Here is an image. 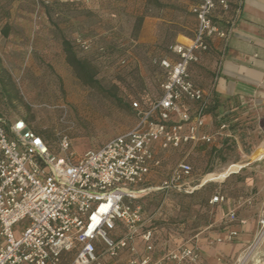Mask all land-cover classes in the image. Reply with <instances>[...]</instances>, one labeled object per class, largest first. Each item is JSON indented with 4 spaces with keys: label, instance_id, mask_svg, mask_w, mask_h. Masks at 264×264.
Returning <instances> with one entry per match:
<instances>
[{
    "label": "built area",
    "instance_id": "built-area-1",
    "mask_svg": "<svg viewBox=\"0 0 264 264\" xmlns=\"http://www.w3.org/2000/svg\"><path fill=\"white\" fill-rule=\"evenodd\" d=\"M219 7L228 10V1L199 0L193 6L197 22L193 40L171 46L172 57L158 61L166 73L162 96L147 111L134 103L140 115L137 125L97 149L77 156L71 139L63 136L55 153L26 121L17 119L8 126L0 116V264H105L101 254L117 260L125 252L129 257L124 264L199 262L195 244L155 258L156 229L147 225L136 200L152 191L193 190L187 186L193 173L187 162L176 165L159 188L144 185L162 164L155 156L156 145L170 150L213 142L202 132L205 94L191 80L190 67L199 53L210 50L212 38L226 37L213 18ZM189 103L199 106L191 111ZM224 201L217 195L211 203ZM227 221L237 222V213L231 211ZM20 223L21 234L16 237ZM117 229L122 234L113 237ZM238 236L237 230H231L227 240ZM139 241L144 244L143 254Z\"/></svg>",
    "mask_w": 264,
    "mask_h": 264
},
{
    "label": "rangeland",
    "instance_id": "rangeland-1",
    "mask_svg": "<svg viewBox=\"0 0 264 264\" xmlns=\"http://www.w3.org/2000/svg\"><path fill=\"white\" fill-rule=\"evenodd\" d=\"M193 3L195 0H50L47 4L0 0V89L4 91V95L0 93V116L8 126L23 119L58 153L60 139L68 136L77 156L133 129L140 118L133 104L147 111L162 96L166 73L158 61L171 56L166 41L175 30L164 29L163 42L154 45L138 42L141 29L143 25L194 26ZM65 42L86 63L93 79L69 63ZM189 108L194 111L197 106L189 103ZM180 158L175 154L172 166L161 165L165 178ZM199 176L195 174V179ZM164 177L158 175L154 182L159 184ZM214 178L208 175L209 180ZM209 185L194 196L176 194L174 204L162 191L153 192L140 204L147 217L157 215L152 227H178L190 224L193 218L192 226L201 225L215 214L197 208L198 202L215 195ZM249 189L229 187L227 193L247 198L259 192L258 186ZM260 196L264 202V190ZM248 206L241 209L246 213ZM256 210V235L236 255L222 260L225 264H264V205ZM237 222L230 223L225 216L221 228ZM21 230L22 223L15 228L16 237Z\"/></svg>",
    "mask_w": 264,
    "mask_h": 264
},
{
    "label": "crops",
    "instance_id": "crops-1",
    "mask_svg": "<svg viewBox=\"0 0 264 264\" xmlns=\"http://www.w3.org/2000/svg\"><path fill=\"white\" fill-rule=\"evenodd\" d=\"M227 1L228 10L219 7L213 17L215 24L226 32V37L212 38L210 50L199 53V60L190 67L191 80L205 94L203 103L213 110L206 114V125L202 129L203 133L213 137V142L189 144L170 150H164L158 145L154 147L156 158L166 167L174 164L171 158L175 154H179L182 159L176 162H187L193 166L187 185L188 189L193 190L166 193L170 197L167 201L174 204L176 194L197 195L209 184L215 195L224 192L222 196L226 197V201L213 204L211 201L214 195L198 202V209L205 211L208 208L215 212L201 225L192 226L193 218L188 221L190 224L183 223L178 227H154L155 258H161L180 246L195 244L200 253L197 264H225L223 261L226 257L241 251L258 230L256 208L264 205L260 196L264 190V0ZM198 2L195 0L191 4V11ZM196 26L197 22L194 26L143 25L138 42L159 45L167 33H164V29L173 31L174 28L166 45H187L195 36ZM195 104L199 106V103ZM224 124L227 127L222 129ZM197 173L201 176L195 179ZM210 174H213L214 180L208 179ZM158 175L164 177L160 167L152 170L144 187L151 190L159 188L166 178L156 184L154 181ZM256 186L259 192L247 198L240 193H227L229 187L250 190ZM153 192L157 191L142 195L136 203L144 202ZM259 200L261 203L258 204ZM244 204H248L250 209L246 213L241 209ZM231 211L238 212L239 222L222 229L223 218ZM146 214L144 211L146 223L151 226L152 221L157 220V215L147 217ZM231 230L239 232L235 241L227 240ZM121 234V230L114 233L116 237ZM137 245L140 254H143L142 241ZM128 257L127 252L117 260L101 254L105 264H124ZM68 258H72V255Z\"/></svg>",
    "mask_w": 264,
    "mask_h": 264
},
{
    "label": "trees",
    "instance_id": "trees-1",
    "mask_svg": "<svg viewBox=\"0 0 264 264\" xmlns=\"http://www.w3.org/2000/svg\"><path fill=\"white\" fill-rule=\"evenodd\" d=\"M64 46H65V51H66V53H67V57H68V61H69V63L77 70V71H79L80 73H84L86 76H87V78L89 79H93L94 78V76H93V74H89V69H88V67H87V65H86V63H84L83 61H81L79 58H77V56H76V53L74 52V50H73V48L70 46V44L68 43V42H65V44H64ZM0 93L1 94H3L4 95V91L2 90V89H0ZM213 110L210 108V106L209 107H207L206 108V110H205V114H208V113H211ZM32 129V128H31ZM33 130V129H32ZM34 131V130H33ZM36 132V131H35ZM37 133V132H36ZM40 135V134H39ZM41 136V135H40ZM44 140H45V142L48 144V146L50 147V149H51V151H53V152H55V153H58V151H54L52 148H51V146L49 145V143L47 142V140L43 137V136H41ZM105 144V143H104ZM104 144H102V145H104ZM101 145V146H102ZM101 146H99V147H101ZM98 147V148H99ZM95 149H97V148H95ZM141 203V202H140ZM140 203H138V204H140ZM117 231H119L118 229L115 231V232H117ZM115 232H113L112 233V236L113 237H116L115 235H114V233Z\"/></svg>",
    "mask_w": 264,
    "mask_h": 264
},
{
    "label": "bare ground",
    "instance_id": "bare-ground-1",
    "mask_svg": "<svg viewBox=\"0 0 264 264\" xmlns=\"http://www.w3.org/2000/svg\"><path fill=\"white\" fill-rule=\"evenodd\" d=\"M262 155V154H261Z\"/></svg>",
    "mask_w": 264,
    "mask_h": 264
}]
</instances>
